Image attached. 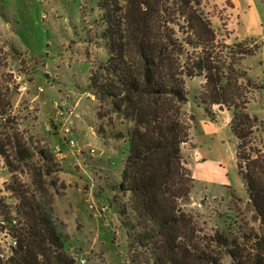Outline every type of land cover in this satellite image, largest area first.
Wrapping results in <instances>:
<instances>
[{
	"label": "trees",
	"instance_id": "obj_1",
	"mask_svg": "<svg viewBox=\"0 0 264 264\" xmlns=\"http://www.w3.org/2000/svg\"><path fill=\"white\" fill-rule=\"evenodd\" d=\"M204 1L99 2L109 59L91 71L88 91L97 102L99 133L109 130L128 144L122 181L113 190L122 195L116 200L132 264H264V153L256 147L251 154L244 151L254 143L249 138L259 133L258 118L247 111L256 87L238 69L254 51L237 44L223 57ZM194 78L204 80L200 104L208 113L212 107L232 111L229 127L237 141L238 169L258 231L236 220L208 227L193 209L195 182L183 157L191 124L183 107L188 103L186 81ZM11 105L0 89V116ZM116 121L124 131L116 130ZM10 123L0 130V156L10 173L28 170L42 186L43 176H53L58 163L43 148L32 152ZM37 154L40 162L34 161ZM9 189L24 223L17 230L15 255L0 264H76L35 196L19 187Z\"/></svg>",
	"mask_w": 264,
	"mask_h": 264
},
{
	"label": "rangeland",
	"instance_id": "obj_2",
	"mask_svg": "<svg viewBox=\"0 0 264 264\" xmlns=\"http://www.w3.org/2000/svg\"><path fill=\"white\" fill-rule=\"evenodd\" d=\"M99 2L0 0V89L12 103L5 114L8 122L0 117V130L12 121L32 152L36 146L43 148L59 165L53 176H43L41 186L28 170L10 173L0 156V210L17 216L23 225L22 215L16 213L19 201L9 189L19 187L52 216L76 264H132L129 236L116 200L122 195L113 190L122 181L128 144L109 130L106 135L99 133L97 102L88 91L91 71L109 59L101 39L105 25ZM203 9L223 57L237 44L254 51L238 67L256 87L247 111L259 120V133L249 138L254 143L244 151L248 155L256 147L264 153V0H205ZM21 84L27 87L23 93L18 90ZM203 86L201 78L189 79L185 85L188 103L183 111L191 128L183 157L195 182L191 204L208 227L236 220L258 231L260 224L248 206L238 169L237 141L229 127L232 111L212 107L208 113L200 104ZM63 125L72 127L76 148L65 151L66 158L59 160L53 148L60 142ZM115 126L118 131L125 129L118 121ZM34 161L40 162L38 154ZM90 193L99 207H108L107 213L88 208Z\"/></svg>",
	"mask_w": 264,
	"mask_h": 264
},
{
	"label": "built area",
	"instance_id": "obj_3",
	"mask_svg": "<svg viewBox=\"0 0 264 264\" xmlns=\"http://www.w3.org/2000/svg\"><path fill=\"white\" fill-rule=\"evenodd\" d=\"M20 93H23L27 90V87L25 85H20L18 88ZM42 91V89H41ZM60 117L65 118V114L63 111L59 112ZM3 120L6 121V116H0ZM62 118V119H63ZM73 129L72 127L68 126H62L59 130V137L60 142L56 144L53 148V152L55 156L59 160H64L66 158L65 151L71 149L74 150L76 148V142L72 138ZM92 153L94 150L91 151ZM2 163L0 161V174L2 172ZM89 197L87 199L88 208L91 211H97L100 214L107 213L108 207L107 206H101L99 207L95 200L92 198V194H89ZM19 219L15 215L6 216L3 214V212L0 210V262H5L10 260L16 252V249L18 248L19 241L17 235V230L20 226Z\"/></svg>",
	"mask_w": 264,
	"mask_h": 264
},
{
	"label": "crops",
	"instance_id": "obj_4",
	"mask_svg": "<svg viewBox=\"0 0 264 264\" xmlns=\"http://www.w3.org/2000/svg\"><path fill=\"white\" fill-rule=\"evenodd\" d=\"M245 59H246V58H245ZM263 67H264V66H263ZM220 111H221V112H229V114H230V111H228V110H225V111H224V110H223V111L220 110ZM230 121H231V116H229V123H230ZM186 144H187V143H185L184 145H186ZM184 145H183V146H184Z\"/></svg>",
	"mask_w": 264,
	"mask_h": 264
}]
</instances>
